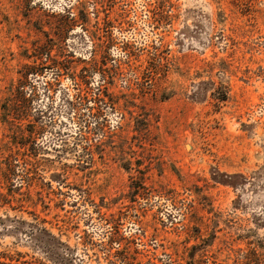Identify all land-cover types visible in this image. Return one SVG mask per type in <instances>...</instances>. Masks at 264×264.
Segmentation results:
<instances>
[{
    "label": "rangeland",
    "instance_id": "374dc122",
    "mask_svg": "<svg viewBox=\"0 0 264 264\" xmlns=\"http://www.w3.org/2000/svg\"><path fill=\"white\" fill-rule=\"evenodd\" d=\"M0 264H264V0H0Z\"/></svg>",
    "mask_w": 264,
    "mask_h": 264
}]
</instances>
